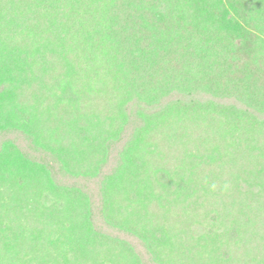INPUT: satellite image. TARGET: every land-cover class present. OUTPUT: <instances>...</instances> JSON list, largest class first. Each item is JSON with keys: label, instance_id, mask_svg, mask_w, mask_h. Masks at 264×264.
Segmentation results:
<instances>
[{"label": "trees", "instance_id": "obj_1", "mask_svg": "<svg viewBox=\"0 0 264 264\" xmlns=\"http://www.w3.org/2000/svg\"><path fill=\"white\" fill-rule=\"evenodd\" d=\"M0 264H264V0H0Z\"/></svg>", "mask_w": 264, "mask_h": 264}]
</instances>
